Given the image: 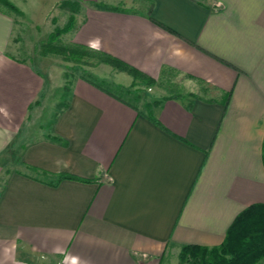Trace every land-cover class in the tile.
<instances>
[{"label": "crops", "instance_id": "1", "mask_svg": "<svg viewBox=\"0 0 264 264\" xmlns=\"http://www.w3.org/2000/svg\"><path fill=\"white\" fill-rule=\"evenodd\" d=\"M86 1L74 43L188 91L153 99V122L78 77L36 135L45 73L9 53L0 6V264H162L220 245L264 204V0Z\"/></svg>", "mask_w": 264, "mask_h": 264}, {"label": "rangeland", "instance_id": "2", "mask_svg": "<svg viewBox=\"0 0 264 264\" xmlns=\"http://www.w3.org/2000/svg\"><path fill=\"white\" fill-rule=\"evenodd\" d=\"M21 2V5L18 8L16 7L18 13L10 11L1 4L0 6L4 7L15 20V30L10 42L9 53L22 62L35 66L39 73H45L42 95L39 96L37 103L33 105V108H35L31 110L34 114L30 121L37 131L36 135H39V131L46 132L51 119L66 104L68 83L78 77L90 80L128 99L142 111H147L145 108L146 103H150L153 99H160L161 95H180L188 91V88L185 89L179 84L178 79L167 77L158 82L157 85L161 87L147 88L136 82L137 86L134 88L130 86L128 88L130 94L126 95L123 93L125 90H119L115 86L116 78L109 75L110 65L98 64L93 59L87 60V64H82L65 61L60 55H41L38 51L39 46L47 42L49 35L56 28L63 27L68 20L70 12L62 4L67 2L77 3L78 5L74 27L59 38V44L68 45L74 43L73 34L84 17L83 12L90 7V3L85 2V0H22ZM31 132L33 137V131ZM34 138H38V136ZM162 264L181 263L176 255H170Z\"/></svg>", "mask_w": 264, "mask_h": 264}, {"label": "trees", "instance_id": "3", "mask_svg": "<svg viewBox=\"0 0 264 264\" xmlns=\"http://www.w3.org/2000/svg\"><path fill=\"white\" fill-rule=\"evenodd\" d=\"M0 4L10 11L18 13V9L9 1L0 0ZM62 6L70 12L68 20L63 27L56 28L49 35L47 42L39 46L38 51L41 55H60L65 61L82 64H87V60L93 59L98 64L110 65L131 76L133 78L131 88L137 86L136 82L143 84L147 88L155 85L154 79L104 52L77 43L59 44L60 36L68 33L74 27L75 14L78 11L77 3L66 2ZM94 85L100 87L98 84ZM123 93L129 95L130 90ZM136 98L138 99V96ZM156 104V102L145 104L146 112L149 114L148 119L153 122L154 119L151 112L152 107ZM224 105H226V102ZM132 106L138 111L135 104H132ZM262 164L264 168V136L262 142ZM62 179L78 180V178L70 175H58L56 178L57 181ZM263 259L264 204L251 205L241 212L232 222L220 245L213 247L186 245L181 247L178 254V260L181 264H258Z\"/></svg>", "mask_w": 264, "mask_h": 264}]
</instances>
